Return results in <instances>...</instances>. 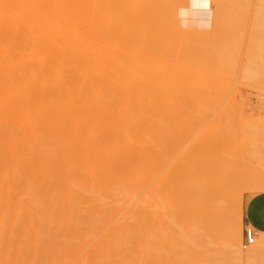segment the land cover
Listing matches in <instances>:
<instances>
[{"label":"rangeland","instance_id":"obj_1","mask_svg":"<svg viewBox=\"0 0 264 264\" xmlns=\"http://www.w3.org/2000/svg\"><path fill=\"white\" fill-rule=\"evenodd\" d=\"M7 1V5L12 3ZM143 3V0H71L70 18L73 43L87 55L88 61L89 57L93 58L89 63L94 69L91 70L90 64V67L86 64L88 67L85 68H90L88 74L91 71L92 78L95 76L96 80H91L87 72L83 73L91 82L87 83V85L90 84L86 88L88 90L92 87L90 95H94L92 97L88 94L89 97H87L90 99H87L84 105L94 106L91 110L100 112L105 106L104 101H109L113 93L115 97V92L110 93L113 88L120 98L111 99H115L117 108L121 107L120 109L124 112L115 109L116 106H109L112 102L110 101V104H106L107 111L110 107L115 113V115L113 113L114 117L108 116L109 113H107L106 116L110 118L120 117L121 113H123L121 116H125L128 106L144 103L148 98L143 88L145 81H136L138 67L140 68L142 66L140 64L144 62H148L147 66L141 70L145 72L147 70L152 76L150 77L151 85L146 81V85H149L148 92L156 93L155 90H158L157 95L166 88L171 94L172 98L168 97L166 104L155 106L152 110L151 133L146 138L147 145H142L150 152L144 153L145 156L142 155L143 158H141L139 151L138 157L136 156L139 161L134 160L137 164L134 165L130 175L134 177L135 185L138 184V186H135L136 189L132 188L123 193H113L105 186L97 198L98 201H91V196L95 198L92 194L85 195L82 201L74 200L71 205V218L70 216L68 218L76 217L77 219L78 217L81 223L73 233H70L67 232L69 229L67 222H64L67 218L61 216L60 223L59 220L56 221L58 217L55 218L54 228L58 238L48 244V248L43 246V242L47 240L46 226L50 224L46 220L47 217L44 213L42 216L41 213L31 217L23 214L12 232V251L5 249V240L0 238V264L8 262L34 264L32 259L37 257L36 254L28 253L32 248L31 252L37 250L35 252L38 253V257L45 259L40 261V264H251V262L263 264V250L260 251L258 258L249 262L245 260L244 254L235 257L232 253L235 250L230 246L229 238L231 233L240 232L242 237L240 251L251 252L249 247L246 250L241 247L244 242L241 204L243 199L264 192V0H165V4L160 5V7H166L161 16L152 15L144 20L140 14ZM196 4L204 5L209 13L193 12L191 8ZM10 9L11 6H9ZM136 12L137 18L129 19L131 14ZM123 16H126L123 19L124 24L130 22V25L127 23V28L126 24L125 29L121 27L120 30L117 25L115 27L109 24ZM204 16H207L206 18L209 16V21L206 27L201 29L206 23L202 21ZM193 17L194 23L192 22L191 25L190 18ZM108 20L113 21L108 23ZM22 45H18L19 49L22 47L20 49L22 54H20L29 56L32 49L28 44ZM18 47L16 46L17 49ZM33 52L35 53L34 50ZM54 54L55 51L45 54V57ZM261 55H263V63L259 60ZM218 57L225 59L221 61L223 66ZM65 59L59 60L57 65L63 67L67 63ZM204 59H207V63ZM104 60H107V65ZM197 60L198 63L199 60L202 63L198 64ZM208 60L212 64L214 62V65L219 62L222 68L218 65L216 66L219 69L209 67L211 63ZM94 61H98L96 67ZM123 61L129 67L123 64ZM118 62L125 68L120 65L117 67ZM191 62L195 68L190 65ZM208 62L210 64L206 66ZM99 63H104V67ZM98 65L100 66L97 67ZM113 68L123 70L121 69V74H118ZM104 69L108 72L104 73ZM96 76H99L98 80ZM114 77L125 78H123L125 81L116 79L120 82L121 89L118 87V82L114 83L115 79L113 82ZM132 77L133 81H131ZM101 79L104 82L102 80L101 83ZM111 80L114 86L115 84L117 86L111 87L113 86ZM106 81L108 85L111 82L110 90L105 85ZM93 83L96 84L93 85ZM124 84L128 88H124ZM129 86H132L131 89ZM87 90L86 92H89ZM119 90L122 94L126 91L125 95H128L125 96L126 99L120 94L121 98ZM159 97H161L160 94L156 96V103H160L157 100ZM93 98L96 100L100 98L101 101L98 102L103 107L93 104L96 101ZM117 99L118 101L120 99V104ZM134 100H137V105L134 104ZM102 101L104 105L101 104ZM127 102L131 104L128 105ZM45 104L44 107L40 106L41 110L37 116L47 115L55 107V104L49 101ZM106 107L103 108V113ZM134 107L132 106L133 109ZM28 110L31 114L38 112L37 109H35L37 112H34L32 108ZM117 110L119 113H116ZM19 112L14 113L13 116L24 115ZM25 114L27 115L26 112ZM35 114L31 118H37ZM1 123L0 120V126ZM70 125L74 130H82V135L86 139H94L100 148H107L112 144V140H101V136L104 135L103 128H105L101 124H94L88 120L78 123L73 120L62 123L61 127L66 131ZM14 140L6 139L4 147H12L16 141ZM26 156L21 157L23 162L29 159L24 163L23 169L20 168L21 163L13 165L10 171L3 173V176L7 178L18 172L23 171V174L30 172L34 167L31 162L34 163L35 157ZM125 172L128 171H115L111 182L113 183L114 179L123 178L127 175ZM65 177L66 175L62 174L57 179L62 181ZM14 184L16 183L11 182L7 188L12 190ZM198 185L202 187L199 188ZM218 186L225 191L223 199L215 195L214 190ZM53 191L55 195L60 196L64 190L60 187ZM186 194L187 198H182V195ZM21 199L27 201L28 207L31 206L30 197H24L20 193L13 194L11 200H14L15 206ZM46 205H48L47 202L43 204L44 207ZM215 207L222 210L221 220H223H220V223L219 219L214 217L215 210H219ZM58 208L59 211L62 209ZM175 211H178L176 215ZM54 212H58L57 208ZM171 218L174 219L171 220ZM40 219L43 225L36 229L34 222ZM30 225L31 227H28ZM8 229L7 226L6 230ZM64 232L67 233L63 234ZM23 236L27 237L26 243L22 241ZM21 244L22 248L18 249ZM254 246H258L256 240ZM25 252L30 256V261ZM19 258L22 259L19 260Z\"/></svg>","mask_w":264,"mask_h":264},{"label":"bare ground","instance_id":"obj_2","mask_svg":"<svg viewBox=\"0 0 264 264\" xmlns=\"http://www.w3.org/2000/svg\"><path fill=\"white\" fill-rule=\"evenodd\" d=\"M161 1L163 3L162 2L160 3V0H143L144 3H143V6L141 7L142 8V11H140L141 13L138 11L137 12L142 15L143 20L144 18L149 19L152 15L158 14L161 16V13H164V11L166 10L165 9L166 7L164 6H162L163 8L160 7V5L165 4V0H161ZM9 3L10 5H7L8 4L7 0H0V120L2 121L1 123L2 125L0 126V238L2 237V239L5 240L4 241V244H6L5 249L8 251H12L13 250L11 249L13 247V240L11 238L12 232L15 226L17 225V223L20 221L23 214L28 217H31L32 215H35V214L40 215L41 213H42L41 214L42 216L44 213V215L47 217L46 220L50 222L51 224V226H49L50 224L46 226L47 231L46 230L45 231L47 233L45 232V234H47V240L46 242H43V246L48 248L49 246L48 244H50L51 242H53V240L58 238L57 234H55L56 229L54 228L55 218L58 217L56 221L59 220L61 216H64L65 218H67L65 219L67 221H64V222H67L66 224L69 229L68 228L66 229H68L67 232H70V233H73L75 231V228L77 229V227L81 223V220L79 221L78 217L77 219L76 217H73L74 219L73 218L70 219L71 218L70 215L72 214L71 205L74 200L82 201L85 195L92 194L93 196H95V198L94 197L92 198L91 196L92 200L91 199L90 200L98 201L97 198L99 197L100 193H102V190L105 186L108 187L110 191H113V193L127 192L131 190L132 188L134 189L135 186H138V184L135 185L134 177L130 175L131 174L130 172L133 169L134 165L137 164L135 163L136 161L135 159H137L136 162L139 161L138 160L139 158H136V156L138 155V152L140 151L139 155L141 156V158H143L142 155L145 156L144 153L150 152L149 149H144L142 145L144 146L147 145L146 138L149 137L151 133L150 123H151L152 114H153L152 110L153 108H155V106L158 107L159 105H163L164 103L166 104V102L168 101V97L169 98H172V97H171L170 92H168L166 88H163L161 93H159L161 97L157 99L160 101V103L155 102L156 96L157 95L159 96V94L156 95V93L159 91L155 90L156 93H153L154 91L153 92L151 91V93L148 92L149 90L147 87L151 85L150 77L152 78V76H150L149 72L146 70L147 67L145 68L146 72L144 70H141V68H144V66H147L148 62H144L140 64L142 65L140 68L138 67L139 73H137L138 75L137 78L135 77L136 75L134 77L136 78V81L137 80L138 81L140 80L141 82L145 81L143 85V88L145 89V91L143 88L142 89L144 93L146 92L145 93L146 98L148 97L147 100L145 97L143 98V95L140 93L142 98L146 100L144 103L142 102V104L137 105L138 103V102L136 103L137 100H134L135 101L134 104H136L137 106L135 105H131V107L128 106L127 109L128 108L129 109L126 111L127 115L121 116L123 115V113H121L120 117H116V118L108 117L110 115L112 117L114 112H112L110 107H108V111H107L106 104L108 105L110 104L109 103L110 101L114 102L116 98H120L117 96L118 94L116 95V90L114 91V88L112 89L113 91L110 90L111 87L117 86L116 84L114 86V83L118 82L116 81L117 78L114 77L113 82H114V79H115V82L113 83L111 80L113 86H111V82H109L110 85H108V81H106V84L105 83L104 84L106 85V87H109L108 89L110 90V93L115 92V97L113 95L114 93L112 94V97H111V98L114 97L115 99L110 98V100L108 99L109 101L103 100L105 103V106L103 107L99 104V102L101 101L100 98L97 100L93 98L94 100H96L95 102H93V104L96 103V106L100 105L103 108L106 107V110L104 109L105 114L102 111L103 108L98 113L97 111L94 112L93 109L91 110V108L94 106L89 107L87 105H84L89 95L91 94L90 89L92 87L88 89L89 92H86L87 90L86 86H88L91 82H90V79L88 80L87 78L88 76L86 77V75H84L83 73V72H87L86 74H88V70L90 68H85V67L87 65L89 66L90 64L89 62L93 58L89 57L88 58L89 61H88L87 55H85L83 51L80 50V48H78L79 46L77 47L73 43L74 41L70 33L71 0H9ZM9 6H11L10 10H9ZM7 12H10V13L7 14ZM137 12L136 14H131L132 16H130L129 19L135 20V18H137L136 16ZM123 17L118 18L116 20L118 21L117 23L116 21L114 23H109V21L111 20H108L107 22L110 25L112 24L111 26L116 27L117 25L119 30L121 29V27L122 29H125L124 25L126 24V28H127L128 27L127 25L128 24L130 25V22L129 23L126 22L124 24L123 19H125L126 16L124 18ZM26 36H29V38H26ZM17 42H19L20 45L28 44L29 48L32 49L31 50L32 52H30L31 55L30 53H29V56H26V57L24 55H21L22 53L20 49H22V47H20L19 49L18 47L19 44ZM14 43H16L17 45ZM12 44H14V46H12ZM16 46L18 47V49L16 48ZM18 50H20V52ZM33 50L35 51V53L33 52ZM54 51H55L54 55L50 57L48 56L45 57V54H48ZM63 59L67 60L66 61L67 63L63 67H59L57 65L58 64L57 62ZM212 59L214 61V58ZM218 59L220 60V61L218 60L220 63H222L221 61L225 60L219 57ZM259 60L261 61V63H263V55L259 57ZM190 61H193V60H190ZM204 61H206L207 63V59H204ZM95 62L96 61H94V63ZM97 62L96 64H94L95 67L97 65ZM104 62L106 64L107 60H104ZM123 62H124L123 64L127 66L125 61ZM200 62L201 60H199V63L197 60L198 64H200ZM209 62L211 63V61ZM209 62L207 65L205 63L203 64L208 66L210 64ZM214 62L216 63V61ZM214 62L213 64L211 63V66L209 67L217 68L216 65L221 66L219 62L218 64L214 65ZM110 63H113V62H110ZM110 63H109V66H110ZM103 64H100V65L104 67ZM90 65H91V70L94 69L92 64ZM100 65H98L97 67H99ZM118 65H120L119 62L116 66L118 67ZM190 65L195 68L194 64L192 65V62ZM120 66H123V65L121 64ZM222 66H223V63H222ZM127 67H129V65ZM123 68H125V66H123ZM84 69L85 71H83ZM114 69L115 68H113V70ZM121 69H116L114 71H116V73L118 74L119 73L121 74ZM101 70L100 72L102 73L103 70L102 71ZM117 70H120V71H117ZM114 71H111V72H114ZM142 71H144V73ZM105 72H108V71L104 69V73ZM90 73L91 71L89 72L88 75L91 76L90 77L91 80L92 79L96 80L94 78L95 76L92 78V74ZM125 75L123 76L127 78V76ZM199 76L201 77V75ZM96 77H98L97 78L98 80L99 76H96ZM194 77H196V75ZM123 78L119 77V79L117 80L125 81L124 80L125 78L124 79ZM86 79H87V82H86ZM102 80L103 79H101V83H102ZM127 81H130V80L127 79ZM131 81H133V77ZM146 81L149 82V85H146ZM88 82L90 83L87 85ZM119 83L120 82H118V87H119ZM122 83H125V82H122ZM95 84L93 83V85ZM132 86H129V88L131 89ZM126 87L124 84V88ZM119 89H121V87H119ZM142 89L140 90L142 91ZM152 89L153 87L151 88V90ZM126 90L128 91V89ZM118 92H120L119 95L122 94L120 90ZM134 93L133 95H135ZM102 94L104 96L106 95L104 93ZM125 94H126V91H125ZM125 94H122V95L124 97L128 96ZM93 95H90V96L93 97ZM98 95L100 94L98 93ZM103 95L102 97H104ZM105 97L108 98V96H105ZM133 97H135L136 99V95ZM127 100L129 101L128 97H127ZM46 101L54 103L55 107H53V110L47 115L37 116L39 111L41 110L40 108L48 104V103L45 104ZM103 101L101 102V104L103 103ZM119 101L117 99L118 103ZM112 102H111V105L109 106L111 107L116 106L115 109H118L116 102H114L115 105L114 103L112 105ZM127 104L130 105L128 102ZM123 106L125 107V104ZM132 106L133 107L135 106L134 109L132 108ZM31 108L32 110L34 109V112L35 111L37 112L38 110L36 114L34 113L37 118L35 117L31 118L34 115V114H31V112H29L28 110ZM120 108L118 110L122 111V109ZM118 110L116 111V113L118 112ZM16 111L17 112L20 111L24 115L21 116V115L15 114V116H13L14 113H17ZM113 111H114V108H113ZM25 112L27 113V115L25 114ZM122 112H124V110ZM107 113H109L108 116H106ZM73 120H75L78 123L88 120L94 124L98 123V124L103 125L105 128H103L104 135L101 136V140L102 141L112 140V144L109 145L107 148H100L98 143L95 142L94 139H91V140H89L88 138L86 139L82 135V130H78V129L74 130L71 125L69 126L70 128L66 131L61 127L62 123L72 122ZM6 139L7 140L15 139L16 140V141L14 140L15 144L12 147H7V146L4 147L5 145L3 144ZM26 155L33 156V158L35 157V160L33 161L34 163L31 162L32 167L34 165V167L31 168L32 170L28 173L26 172L25 174L22 173L23 171L21 173L18 172L19 174L17 173L14 176L12 175V176L5 178V176H3V173H5L7 170L10 171L13 165L16 166L19 163H21L20 168L21 169L24 168V163L28 162L29 159L28 161L23 162L24 160L22 161L21 157L26 156ZM203 161L204 160H202V162ZM212 165L213 164H211V166ZM115 171H119V172L128 171V172H125L127 173V175L123 176V178L114 179V182L112 183L111 180L113 178V174L115 173ZM62 174H65L66 177L64 180L60 181L57 179V177ZM223 177L225 178L224 175ZM11 182L16 183L14 184L12 190H10V188H7L8 184L10 185ZM2 186H5V188H1ZM219 186L214 190L216 191L215 195L218 198L223 199V197H225L224 196L225 191L224 190L222 191V189ZM60 187L64 191L63 193H61L60 196H57L55 195L56 193L53 190H55L56 188H60ZM200 187L202 186H199V188ZM16 193H20L24 197L26 196L30 197L29 203L31 206L28 207L27 201L22 200V199L18 200L16 202V205L14 206V200H11V199L13 197V194H16ZM181 193L179 195H181ZM207 193H210V192H207ZM211 193H213V191ZM186 196L187 194L184 196L182 195V198ZM46 202L48 203V205L44 207L43 204ZM26 204H27V208H26ZM212 205H213V201H212ZM216 205L217 203L215 204V206ZM58 207H61L62 211L61 210L59 211ZM56 208L58 212L55 213L54 211ZM217 208L218 207H215V209ZM218 209L219 210L217 211L215 210L214 217L219 219V223H220L223 220V219L221 220L223 214H222V210L220 208ZM176 213H178V211H175V215ZM68 216H70V218H68ZM173 219L171 218V220ZM61 220L62 218L59 220V223ZM42 223L43 221L41 219L36 220L34 222V225L36 226L35 228L37 229V227L39 228L40 226H42L43 225ZM167 223H170V222H167ZM7 226L9 227L8 231L6 230ZM28 227H31V225ZM173 230H174V227H173ZM34 232H38V231H34ZM67 232H64L63 234H66ZM34 235L39 236V234H34ZM229 240H230L229 241L230 246L234 248L235 250L234 252H232L233 254H235V257L240 256V254H244L243 256H245V260L246 261L248 260L249 262L250 260L252 261L253 259H256L260 256L259 254L260 252L257 251V248H256L257 246H254V244L253 246L249 247L251 249V252L250 251H247V252L240 251L241 249L239 247L242 241L240 232L239 233L237 232L234 234L231 233ZM22 241L26 243L27 237L23 236ZM20 243L21 242H19V244ZM191 245H193L192 241H191ZM9 246L11 247L9 248ZM20 246H22V244L18 246L19 247L18 249L22 248ZM254 249L256 250V252L252 253V250ZM30 250H33V248L29 249L28 251L29 254L31 255L36 254L35 256H37L34 258L32 256L33 258L32 262L34 264H40V261H45V259L38 257V253L35 252L37 250L32 251V252ZM229 250L232 251L233 249H229ZM29 258L30 256L28 255L27 259L30 261L31 258L30 259ZM21 259L22 258H19V260ZM12 261L10 260V262ZM12 263L8 262L7 264H12Z\"/></svg>","mask_w":264,"mask_h":264},{"label":"crops","instance_id":"obj_3","mask_svg":"<svg viewBox=\"0 0 264 264\" xmlns=\"http://www.w3.org/2000/svg\"><path fill=\"white\" fill-rule=\"evenodd\" d=\"M192 11H199V13H209V10L201 4H196L195 7L191 8ZM204 16V19L202 21L205 23V25L201 27L205 28L206 24H208L209 16ZM191 19V25L192 22L194 23V17ZM193 19V20H192ZM200 29V28H195ZM241 221L242 224L245 227L252 228L256 233L255 240L258 241L257 251L263 250V264H264V192L260 194H256L254 196L247 197L243 199L241 204ZM256 250H252V253H255ZM252 264V262H251Z\"/></svg>","mask_w":264,"mask_h":264},{"label":"built area","instance_id":"obj_4","mask_svg":"<svg viewBox=\"0 0 264 264\" xmlns=\"http://www.w3.org/2000/svg\"><path fill=\"white\" fill-rule=\"evenodd\" d=\"M257 233L250 227H245L243 231L244 242L242 244V249H246L255 243V237Z\"/></svg>","mask_w":264,"mask_h":264}]
</instances>
